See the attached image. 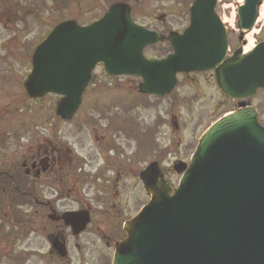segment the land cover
<instances>
[{"label": "water", "instance_id": "95a60500", "mask_svg": "<svg viewBox=\"0 0 264 264\" xmlns=\"http://www.w3.org/2000/svg\"><path fill=\"white\" fill-rule=\"evenodd\" d=\"M216 1L193 2L189 26L181 35L167 36L173 53L160 60H148L142 52L164 37L135 25L125 4L111 6L88 27L63 22L35 49L26 93L34 99L61 96L56 114L70 120L91 72L103 64L109 76L141 78L144 95L170 94L177 74L213 70L224 95L248 98L264 88V43L225 60L228 44ZM259 4L244 0L238 9L240 29L251 30ZM140 179L152 199L125 224L127 238L115 245L113 264H264V127L253 108L240 104L210 127L172 197L156 164ZM64 221L79 233L88 218L75 213ZM53 247L62 253V245Z\"/></svg>", "mask_w": 264, "mask_h": 264}, {"label": "rangeland", "instance_id": "374dc122", "mask_svg": "<svg viewBox=\"0 0 264 264\" xmlns=\"http://www.w3.org/2000/svg\"><path fill=\"white\" fill-rule=\"evenodd\" d=\"M122 1L130 6L131 17L136 24L163 34L181 31L187 25L192 0H67L63 2L66 8L60 4L61 0H0V131L16 128L24 113L42 115L39 116L41 121L35 120L37 123L49 115L60 134L58 148H72L77 157L86 161L88 168L84 170L87 174L97 178L96 189L92 183V189H83L86 206L95 210L110 209V197L104 199L108 207L94 202L97 191L101 190L100 183H105L96 174L104 172L108 175L104 179L112 181L115 179L114 173L105 170L117 167L115 185L119 194L116 195V209L119 210L121 206L128 217L139 211L145 198L142 197L140 185L134 177H130L132 172L129 177H124V170L130 167L136 175V171L156 160L166 180L176 185L178 175L168 170L172 163L177 160L187 162L202 132L218 117L236 109L237 102L222 98L208 73L180 77L169 97L156 99L139 96L136 79L109 78L100 67L94 70L95 81L85 90L81 106L70 123L64 124L54 116L57 96L29 100L23 89V82L31 69L28 54L53 25L67 19H75L81 25L90 24L102 16L109 4ZM240 2L222 0L215 9L221 19L225 17L231 50L240 46L236 26V11ZM232 14L234 22L230 24L228 21ZM260 41H264V26L261 33L255 36L252 47ZM160 52V46H152L145 50L144 55L156 58L167 54V50ZM247 103L257 108L261 118H264V90L249 98ZM34 127H37L34 135L28 138L25 145L35 147L40 142L44 143L45 139L48 142L51 140L48 131L37 133L40 124ZM104 146L112 149L107 157L114 159L103 156ZM135 153L140 157L138 162H134ZM117 154L119 158L115 159ZM22 158L20 151L16 161ZM1 160L0 156V178L12 175ZM50 182L49 179L42 180V183ZM62 183L61 187L65 189L67 184H64V180ZM60 185L58 183V187ZM3 188L0 187V191ZM108 189L113 190L108 185L105 194ZM86 206L78 208L76 204L64 201L56 206V210L58 214L71 210L87 211ZM108 216L95 215L92 225L87 226V230L78 237H73L61 223L53 221L52 217L55 216L49 212L44 214L41 221H35L37 227L30 219L28 224L31 228L15 226L22 224L23 218L15 222L10 215L0 212V264H57L55 254L49 253L50 244L47 241L53 233L67 241V260L60 264H110L113 250L109 237L116 233L111 234L116 231V227L112 226L117 218L108 219Z\"/></svg>", "mask_w": 264, "mask_h": 264}, {"label": "flooded vegetation", "instance_id": "af4514ba", "mask_svg": "<svg viewBox=\"0 0 264 264\" xmlns=\"http://www.w3.org/2000/svg\"><path fill=\"white\" fill-rule=\"evenodd\" d=\"M21 135L22 132H20V136ZM25 142L27 143L28 139H25ZM22 157L20 162L21 169L24 170L22 177L19 179L16 177L17 165L15 161H12L7 167V170H10L12 175L4 178L3 183L5 185H10L12 183L18 184L21 182L20 185L13 189L9 186V194L18 192L20 195L24 196L25 199L33 200L34 208L25 210L7 208L3 210V212H35L37 216H44V214L50 212L58 220L59 214L57 213L56 206L64 201L74 199V194H77V188L73 185L65 189L61 187L66 174L69 175V173H74V156L71 155L69 149H60L57 144L46 142L43 146H26V151L22 154ZM46 179L51 180V182L47 183L48 193L45 192L43 196L36 184L40 180ZM58 183H61L59 187ZM2 192H4L3 189ZM36 194H38V196H36ZM25 203L29 204V201Z\"/></svg>", "mask_w": 264, "mask_h": 264}, {"label": "bare ground", "instance_id": "6f19581e", "mask_svg": "<svg viewBox=\"0 0 264 264\" xmlns=\"http://www.w3.org/2000/svg\"><path fill=\"white\" fill-rule=\"evenodd\" d=\"M233 17L234 16L232 14L231 20L228 21L230 24L234 22ZM224 22L226 23L225 20ZM263 24H264V2L259 7L256 26H254V28L251 31L246 33L245 40L247 41V44L243 49L245 52L248 51V49L252 47L253 40L255 36L259 33V28L262 27Z\"/></svg>", "mask_w": 264, "mask_h": 264}, {"label": "trees", "instance_id": "16d2710c", "mask_svg": "<svg viewBox=\"0 0 264 264\" xmlns=\"http://www.w3.org/2000/svg\"><path fill=\"white\" fill-rule=\"evenodd\" d=\"M167 49H168V47L165 46L164 48L162 47L160 51H164V50H167ZM160 53H162V52H160Z\"/></svg>", "mask_w": 264, "mask_h": 264}]
</instances>
